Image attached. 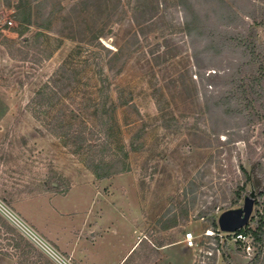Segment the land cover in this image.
I'll list each match as a JSON object with an SVG mask.
<instances>
[{"label":"rangeland","instance_id":"rangeland-1","mask_svg":"<svg viewBox=\"0 0 264 264\" xmlns=\"http://www.w3.org/2000/svg\"><path fill=\"white\" fill-rule=\"evenodd\" d=\"M226 1L239 19L218 27L213 6L192 1L203 25L229 40L204 51L207 39L188 34L179 0H0V215L52 264L62 263L51 252L66 264H115L132 239L144 263L145 244L188 232L192 264L253 257L249 240L237 245L221 232L214 253L209 217L200 216L213 211L217 221L242 207L250 183L251 217L264 214V188L252 168L264 174V81L257 102L238 88L233 74L242 57L232 38L264 3ZM17 7L30 9L28 25L14 19ZM256 40L264 43V27H256ZM62 63L72 74L58 100L39 108L35 93ZM128 100L134 108L120 104ZM56 113L77 126L81 120L92 144L104 134V154L125 146L129 170L96 180L44 127ZM10 239L0 230V264H45L36 254L20 259Z\"/></svg>","mask_w":264,"mask_h":264},{"label":"trees","instance_id":"trees-1","mask_svg":"<svg viewBox=\"0 0 264 264\" xmlns=\"http://www.w3.org/2000/svg\"><path fill=\"white\" fill-rule=\"evenodd\" d=\"M40 1V0H34ZM184 6L186 13H188L190 20H187V31L193 38L205 37L207 39L204 45V51L216 47L217 49H223L225 46H229V40L222 38L216 34L215 30H218V25L231 26L238 19V12L235 10L226 0H206L209 5L213 6L214 16L217 19L216 25L211 28L207 25L204 26L200 19L199 12L194 9L192 4L193 0H179ZM260 3H264V0H260ZM17 7V14L14 19L19 23L18 25H28L30 23V9L19 10ZM247 17L250 18L251 24L247 25L241 32L235 35L236 43L235 48L241 52V61L239 63L236 73L233 74L238 88L244 89L246 95H251L258 101L259 94L257 89L262 85L264 81V43H258L256 40V27H264V4H258L248 12ZM220 25V26H221ZM18 26V27H20ZM210 28V30H209ZM215 31V32H214ZM12 32L22 35V31L19 28L13 29ZM218 33V32H217ZM202 35V36H201ZM96 38V37H95ZM104 49V48H103ZM108 51V50H107ZM197 57V55H195ZM70 68H66V64L62 63L58 66L56 71L49 78V82L42 86L34 95L32 102L37 104L39 108L45 107L46 109L51 107L52 100L57 99L60 93V86L70 76ZM208 80V79H207ZM243 101L247 104V98H243ZM123 105H130L134 108L131 100L120 102ZM43 105V106H41ZM61 114V113H60ZM34 118L39 120L38 116L34 115ZM43 122L46 130L63 141L65 147H71V152L75 155H80L81 163L83 166L94 176L98 181L105 180L113 175L121 174L129 170L128 158L129 151L125 146H120L117 152L111 155L104 154L105 149L108 148L107 137L104 134H100L97 142H93L92 139L87 138L84 131L80 130L79 124H84L81 120L77 122L74 118H64V115H58L56 113L51 118ZM100 125L105 126L104 123ZM104 136V137H103ZM130 150L132 152L138 151L139 147H134L133 143H130ZM253 171H255L256 179L260 182L262 188H264V174L262 167L257 164H252ZM244 182H249L251 179V173L240 166ZM252 171V175H253ZM259 187V184H256ZM243 186L238 188L237 193L243 191ZM213 211L201 212V217H209V225L212 231V237L215 243L213 251H218L219 244V231L216 224L215 217L212 214ZM171 227H175V221L171 222ZM0 230H4L5 233L10 235V241L16 250L19 252L20 259L27 260L28 255L36 254L39 260H42L45 264H52L50 259L28 241L14 226H12L3 216L0 215ZM237 233H241L245 237L250 239L249 245L254 247L253 257L245 264H264V214H257L254 217H250L246 226L239 229ZM228 236V235H226ZM235 244L239 245L240 242L236 241ZM215 256V255H214ZM215 260V257H213ZM213 260V261H214ZM226 264H232L225 258Z\"/></svg>","mask_w":264,"mask_h":264},{"label":"crops","instance_id":"crops-1","mask_svg":"<svg viewBox=\"0 0 264 264\" xmlns=\"http://www.w3.org/2000/svg\"><path fill=\"white\" fill-rule=\"evenodd\" d=\"M113 227V226H111ZM174 227L165 226L164 232H169ZM106 231V230H105ZM166 239V238H164ZM140 245V242L135 239L131 240V243L128 249L117 259L115 264H192V254L191 248L186 247L184 242V237H174L169 240H164L161 243L156 245L150 244L146 245L147 253H150L149 256H146L147 261L142 263L144 255L137 254V249ZM140 259L142 260L140 262ZM102 264V263H97Z\"/></svg>","mask_w":264,"mask_h":264},{"label":"water","instance_id":"water-1","mask_svg":"<svg viewBox=\"0 0 264 264\" xmlns=\"http://www.w3.org/2000/svg\"><path fill=\"white\" fill-rule=\"evenodd\" d=\"M255 196L254 186L250 183V190L244 197L242 207L228 209L218 216L216 221L218 231L231 234L246 226L252 214Z\"/></svg>","mask_w":264,"mask_h":264},{"label":"built area","instance_id":"built-area-1","mask_svg":"<svg viewBox=\"0 0 264 264\" xmlns=\"http://www.w3.org/2000/svg\"><path fill=\"white\" fill-rule=\"evenodd\" d=\"M207 233H209V232H207ZM228 235H231V237H232L231 239L234 242L239 241L240 243H244L246 240H249V243H250V239L248 237H245L241 233H237V231L235 233H231V234H228ZM184 242H185L186 247H188V248H193L195 246L194 237H193L192 233L188 232V233L185 234V236H184ZM51 254L54 256L53 258L57 262H60L62 264H66L64 262V260H62L61 258H59L56 254H54L53 252H51Z\"/></svg>","mask_w":264,"mask_h":264}]
</instances>
